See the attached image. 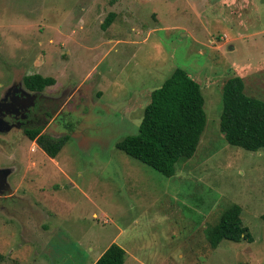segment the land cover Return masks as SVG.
Returning <instances> with one entry per match:
<instances>
[{"label":"rangeland","instance_id":"obj_1","mask_svg":"<svg viewBox=\"0 0 264 264\" xmlns=\"http://www.w3.org/2000/svg\"><path fill=\"white\" fill-rule=\"evenodd\" d=\"M176 68L206 123L164 176L116 143ZM32 73L55 78L41 110L15 94L4 109ZM236 75L264 100V0H0V264H93L111 243L123 264H264V148L219 130ZM36 126L68 136L54 158L25 134ZM232 204L251 239L211 247L205 228Z\"/></svg>","mask_w":264,"mask_h":264},{"label":"trees","instance_id":"obj_2","mask_svg":"<svg viewBox=\"0 0 264 264\" xmlns=\"http://www.w3.org/2000/svg\"><path fill=\"white\" fill-rule=\"evenodd\" d=\"M103 24H110V18ZM23 83L39 91L54 84L55 78L32 73L23 77ZM221 91L219 130L224 140L245 150L264 148V100L247 95L239 75L229 77ZM205 123L200 84L185 70L176 68L150 92L137 131L118 141L116 147L162 175L171 176L179 161L194 154ZM41 130L40 126L29 128L25 129V134L54 158L68 136L54 139ZM240 211L238 204H232L222 211L216 224L205 228L211 247H217L223 239L236 242L251 239L248 228L242 226ZM261 218L264 220V213ZM124 257V249L111 243L93 264H123Z\"/></svg>","mask_w":264,"mask_h":264},{"label":"flooded vegetation","instance_id":"obj_3","mask_svg":"<svg viewBox=\"0 0 264 264\" xmlns=\"http://www.w3.org/2000/svg\"><path fill=\"white\" fill-rule=\"evenodd\" d=\"M26 75H29V74H26ZM24 75V76H26ZM23 76V77H24ZM23 77L20 81V86L21 87H17L18 84L16 82H13V84H17V86H15V90H14V86L13 88L11 87V89H13L6 97L7 99L5 100V98L2 100V106L4 107H7V110H10V108L13 106L12 103H7L9 101L10 98H12V95L14 96H18L19 97V100L17 101L21 106H27L29 107V105L31 106V104L33 105L31 108H34L36 109L37 111L41 110V107L43 106V102H42V99H43V90L47 87H45L43 90H32L30 88H28L24 83H23ZM53 85V84H52ZM50 86V85H49ZM75 90V88H74ZM70 91L69 92V95L74 91ZM66 91L68 92V89H66ZM74 94V93H73ZM72 94V96H73ZM64 99H66V97H63ZM9 104V105H8ZM10 106V108H9ZM21 111H22V108H20ZM12 115V114H11ZM37 127V126H36ZM35 128V127H33ZM65 136V135H64Z\"/></svg>","mask_w":264,"mask_h":264},{"label":"crops","instance_id":"obj_4","mask_svg":"<svg viewBox=\"0 0 264 264\" xmlns=\"http://www.w3.org/2000/svg\"><path fill=\"white\" fill-rule=\"evenodd\" d=\"M101 255V254H100Z\"/></svg>","mask_w":264,"mask_h":264}]
</instances>
